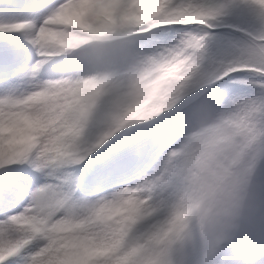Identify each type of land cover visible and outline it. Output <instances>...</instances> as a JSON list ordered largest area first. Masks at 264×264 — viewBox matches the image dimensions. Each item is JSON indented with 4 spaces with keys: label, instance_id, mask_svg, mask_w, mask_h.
<instances>
[{
    "label": "clouds",
    "instance_id": "obj_1",
    "mask_svg": "<svg viewBox=\"0 0 264 264\" xmlns=\"http://www.w3.org/2000/svg\"><path fill=\"white\" fill-rule=\"evenodd\" d=\"M69 3L48 22L43 55L83 67L0 102V164L75 166L118 133L184 124L156 178L89 206L45 193L14 224L43 236L49 264L264 261V0ZM228 23L238 30L214 41ZM236 72L250 91L217 98Z\"/></svg>",
    "mask_w": 264,
    "mask_h": 264
},
{
    "label": "snow or ice",
    "instance_id": "obj_2",
    "mask_svg": "<svg viewBox=\"0 0 264 264\" xmlns=\"http://www.w3.org/2000/svg\"><path fill=\"white\" fill-rule=\"evenodd\" d=\"M69 6V0H0V102L16 98L20 87H38L44 77L81 70L78 58L57 60L43 55L48 22ZM235 30L234 24H225L213 39L222 43ZM157 39L164 42L170 37L161 33ZM246 75L236 72L221 81L213 90L215 96L233 95L242 83L236 77ZM183 124L180 116H173L118 133L75 166L6 159L0 164V264H49L41 259L48 251L43 236L14 224L21 214L32 218L30 209L44 206L42 194L54 195L62 203L89 206L125 186L156 178L158 162ZM224 264H233V258L227 257Z\"/></svg>",
    "mask_w": 264,
    "mask_h": 264
},
{
    "label": "rangeland",
    "instance_id": "obj_3",
    "mask_svg": "<svg viewBox=\"0 0 264 264\" xmlns=\"http://www.w3.org/2000/svg\"><path fill=\"white\" fill-rule=\"evenodd\" d=\"M45 79H47V77H44ZM237 78H239V77H236V79ZM243 89V90H242ZM24 89H23V87H20V89H19V91H23ZM242 90V93H246L247 94V91H245V88H241V87H239L238 85L236 86V91H235V93L234 94H239L240 93V91ZM19 93V92H18ZM0 94H2V93H0ZM24 203L26 204L27 203V200H25L24 201Z\"/></svg>",
    "mask_w": 264,
    "mask_h": 264
},
{
    "label": "trees",
    "instance_id": "obj_4",
    "mask_svg": "<svg viewBox=\"0 0 264 264\" xmlns=\"http://www.w3.org/2000/svg\"><path fill=\"white\" fill-rule=\"evenodd\" d=\"M244 77V76H243ZM243 77H239V78H237V80H240V79H242ZM238 86L239 87H243V88H245V91H247V93L250 91V88H249V86H247V85H243V84H238ZM243 90V89H242ZM242 90L240 91V93H239V95H243V94H246V93H242Z\"/></svg>",
    "mask_w": 264,
    "mask_h": 264
}]
</instances>
